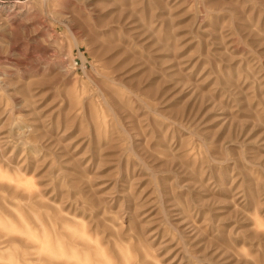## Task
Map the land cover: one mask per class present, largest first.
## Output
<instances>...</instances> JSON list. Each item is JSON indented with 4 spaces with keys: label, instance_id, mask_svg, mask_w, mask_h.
I'll use <instances>...</instances> for the list:
<instances>
[{
    "label": "rangeland",
    "instance_id": "374dc122",
    "mask_svg": "<svg viewBox=\"0 0 264 264\" xmlns=\"http://www.w3.org/2000/svg\"><path fill=\"white\" fill-rule=\"evenodd\" d=\"M0 264H264V0H1Z\"/></svg>",
    "mask_w": 264,
    "mask_h": 264
},
{
    "label": "bare ground",
    "instance_id": "6f19581e",
    "mask_svg": "<svg viewBox=\"0 0 264 264\" xmlns=\"http://www.w3.org/2000/svg\"><path fill=\"white\" fill-rule=\"evenodd\" d=\"M16 2L20 3L21 1L20 0H16ZM0 3H2V1L0 0Z\"/></svg>",
    "mask_w": 264,
    "mask_h": 264
}]
</instances>
